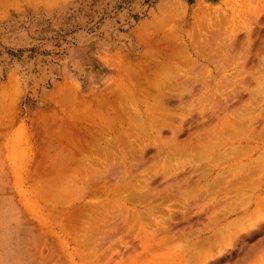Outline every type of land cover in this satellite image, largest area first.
<instances>
[{"label": "rangeland", "instance_id": "obj_1", "mask_svg": "<svg viewBox=\"0 0 264 264\" xmlns=\"http://www.w3.org/2000/svg\"><path fill=\"white\" fill-rule=\"evenodd\" d=\"M0 264H264V0H0Z\"/></svg>", "mask_w": 264, "mask_h": 264}, {"label": "bare ground", "instance_id": "obj_2", "mask_svg": "<svg viewBox=\"0 0 264 264\" xmlns=\"http://www.w3.org/2000/svg\"><path fill=\"white\" fill-rule=\"evenodd\" d=\"M141 27H142V26H141ZM142 28H143V27H142ZM144 28H145V27H144ZM144 28H143V29H144ZM143 29H142V30H143ZM142 32H143V31H142ZM142 32H140V33H142ZM144 32H145V31H144ZM168 44H169V43H168ZM169 45H170L169 47H168V45H166L167 47H165L164 49H161V50H160V53L157 52V54H155V55H156V56H158V55L160 56V58H161V60H162V62H163L162 64H169V66H171V65H170V60L173 59V56H170V55H169V54H172V53L170 52L171 44H169ZM114 59H115V58H114ZM158 60H159V59H158ZM219 60H220V59H219ZM159 61H160V60H159ZM221 61H222V60H221ZM112 64H113V62H112ZM165 66H166V65H165ZM165 66L163 65V68H164ZM167 66H168V65H167ZM169 66L166 67V68L168 69ZM147 67H148V66H147ZM158 67H161V66H158ZM158 67H157V68H158ZM142 68H143V67H142ZM163 68H162V70H163ZM166 68H165V69H166ZM147 69H148V68H147ZM165 69H164V70H165ZM142 70H143V69H142ZM144 70H145V69H144ZM165 71H166V70H165ZM133 72H134V71H133ZM157 72H158V73L160 72V69H159V68H158ZM166 72H167V71H166ZM136 73H137V71H136ZM134 74H135V73H134ZM64 86H65V85H64ZM61 87H63V86H61ZM61 87H60V89H62ZM65 87H66V86H65ZM67 87H68V86H67ZM67 87H66V89H67ZM71 88L73 89V87H71ZM185 88H186V87H185ZM68 89H69V88H68ZM72 89H71V91H73ZM63 90H64V89H63ZM74 90H75V89H74ZM186 90H187V89H186ZM60 91H61V90H60ZM67 91H69V90H67ZM65 92H66V91H65ZM65 92H64V93H65ZM69 92H70V91H69ZM180 92H181V91H180ZM60 93H61V92H60ZM64 93H63V95H65ZM70 93H71V92H70ZM70 93H68V94H70ZM72 93H73V92H72ZM66 94H67V93H66ZM60 95H62V94H60ZM72 95H73V94H72ZM67 96H68V95H67ZM58 97H59V96H58ZM64 97H65V96H64ZM67 98H68V97H67ZM71 98H72V97H71ZM71 98L69 99L70 101H71ZM63 99H64V98H63ZM63 99H62V100H63ZM65 99H66V98H65ZM66 100H68V99H66ZM66 100H65V101H66ZM65 101H63V102H65ZM73 101H75V100L72 99L71 102H73ZM72 104H73V103H72ZM70 105H71V104H70ZM249 126H251V125L249 124ZM250 128H252V127H249V129H250ZM249 129H247L248 132H249ZM250 131H251V130H250ZM254 131H255V129H254ZM251 133H252V132H250V134H251ZM253 133H254V132H253ZM66 135H67V134H66ZM72 142H73V140H72ZM75 145H76V144H75ZM75 145L73 144L74 147H76ZM76 148H77V147H76ZM76 148H75V149H76ZM197 151H198V152H197ZM196 153H197V155H198V153H200V152H199V149L196 150ZM196 153L194 152V154H196ZM226 154H227V153H225L224 155H226ZM229 154H230V153H229ZM200 155H201V153H200ZM232 155H233V154H232ZM230 156H231V155H230ZM230 156L228 155V157H230ZM223 158H224V157H223ZM224 159H225V158H224ZM226 159H227V158H226ZM61 168H62V167H61ZM208 169H209V168H208ZM60 171H61V170H58V172H60ZM207 171H208V170H207ZM60 173H61V172H60ZM207 173H208V172H207ZM61 174H63V173H61ZM61 174H60L59 176H61ZM62 176H64V175H62ZM73 176H74V175H73ZM85 176H86V175H85ZM85 176H84V179L86 178ZM74 177H75V176H74ZM78 177H79V176H78ZM61 178H62V177H61ZM76 179H77V178H76ZM78 179H79V178H78ZM86 179H88V178H86ZM61 180H63V179H61ZM71 180H73V179H70V181H71ZM73 181H74V180H73ZM42 182H43V181H42ZM45 182H46V181H45ZM66 182H67V181H66ZM66 182H65V183H66ZM81 182H83V181L81 180ZM86 182H87V180H86ZM88 182H89V181H88ZM46 183H47V182H46ZM60 183H62V181H61ZM73 183H74V182H73ZM41 184L44 185L43 183H41ZM62 184H64V182H63ZM62 184H60L61 188L58 187V189H56V188H55V189H56V190H59V188H60V191L62 192V190H61V189H62V186H63ZM74 184H75V183H74ZM85 184H86V183H85ZM58 185H59V184H58ZM82 185H83V184H82ZM87 185H88V183H87ZM91 185H92V184H90V186H91ZM94 185H95V184H94ZM94 185H93V186H94ZM96 185H97V184H96ZM118 185H119L120 187L123 186V185L121 186V183L118 184ZM118 185L116 186V188L119 187ZM46 186L48 187V186H50V185L47 184ZM64 186H65V185H64ZM64 186H63V189H64ZM75 186H76V185H75ZM68 187H69V186H68ZM78 187H79V186H78ZM82 187L84 188V186H82ZM91 187H92V186H91ZM86 188H88V187H86ZM86 188H85V189H86ZM97 188H98V187H97ZM45 189H46V188H45ZM47 189H48V188H47ZM47 189H46V190H47ZM89 189H90V188H89ZM52 190H53V189H52ZM73 190H74V188H73ZM177 190H178V189H177ZM43 191H44V193L46 192L44 189H43ZM50 191H51V190H50ZM205 191H206V190H205ZM41 192H42V191H41ZM48 192H49V191H48ZM48 192H46V193H48ZM53 192H55V191L53 190ZM95 192H96V189H95ZM207 192H208V191H207ZM37 193H38V192H37ZM55 193H56V192H55ZM55 193H54V194H55ZM49 194H50V193H49ZM49 194H48V195H49ZM54 194H52V195H54ZM57 194H58V193H57ZM59 194H61V193L59 192ZM37 195H38V194H37ZM55 195H56V194H55ZM55 195H54V197H55ZM38 196H39V195H38ZM50 196H51V195H50ZM56 196H57V195H56ZM58 196H59V195H58ZM60 196H63V197H64L63 194H61ZM72 196H74V195H72ZM72 196H71V197H72ZM39 197H40V196H39ZM39 197H38V198H39ZM63 197H62V199H64ZM50 198L52 199L53 196H51ZM55 198H56V197H55ZM55 198H54V200H55ZM60 198H61V197H60ZM60 200H61V199H60ZM60 200H59V201H60ZM60 202L62 203V201H60ZM98 204H101V202H99ZM104 205H105V204H104ZM103 207H104V206H103ZM98 208H99V206H98ZM112 215H113V214H112ZM219 217H220V216H219ZM93 219L95 220V218H93ZM218 220H219V219H218ZM218 220H216V221H218ZM95 222H96V221H95ZM51 235H52V234H51ZM75 239H76V238H75ZM77 240H78V242L80 241L79 239H77ZM145 244H146V243H145Z\"/></svg>", "mask_w": 264, "mask_h": 264}]
</instances>
